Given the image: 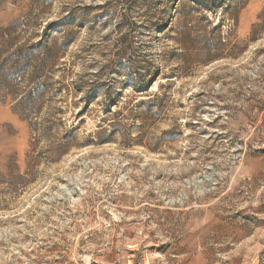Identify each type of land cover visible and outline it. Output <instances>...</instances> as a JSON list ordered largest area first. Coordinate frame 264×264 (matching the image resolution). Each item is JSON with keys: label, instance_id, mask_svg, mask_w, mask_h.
<instances>
[{"label": "rangeland", "instance_id": "374dc122", "mask_svg": "<svg viewBox=\"0 0 264 264\" xmlns=\"http://www.w3.org/2000/svg\"><path fill=\"white\" fill-rule=\"evenodd\" d=\"M22 22L55 57L0 86V264H264V0H0Z\"/></svg>", "mask_w": 264, "mask_h": 264}, {"label": "trees", "instance_id": "16d2710c", "mask_svg": "<svg viewBox=\"0 0 264 264\" xmlns=\"http://www.w3.org/2000/svg\"><path fill=\"white\" fill-rule=\"evenodd\" d=\"M67 19H64L63 21H57L55 23H51V26L55 28L56 26L61 25L62 23L66 22ZM24 22L19 23L15 25L14 27L10 28H0V31L5 32L4 36H2V41L0 42V55L7 54V56L2 59V63L0 64V86H5L7 89H9L8 85L11 82H14L16 80V76H20L19 72H22L23 74L28 73L29 67L34 68L33 76L30 77V83L33 81V78H38L39 80H45L47 78L46 76V69L49 66V64L52 62L54 55V49L45 50L46 52H43V57H38L36 53H38L40 48H42L45 45L43 42L44 38L42 40L38 41L36 44H32L31 46L17 48L14 53L10 52L12 51L16 41V29L20 28ZM44 51V50H43ZM59 52H57L58 54ZM27 75V74H26ZM21 80H24L26 76H20ZM34 83V82H32ZM40 90V88H38ZM10 91V90H9ZM30 94V98L34 93L33 91L28 92ZM27 97H21V99L18 101L21 104L25 102ZM30 102H34L32 100H29Z\"/></svg>", "mask_w": 264, "mask_h": 264}]
</instances>
